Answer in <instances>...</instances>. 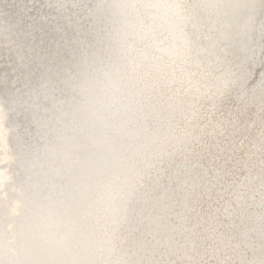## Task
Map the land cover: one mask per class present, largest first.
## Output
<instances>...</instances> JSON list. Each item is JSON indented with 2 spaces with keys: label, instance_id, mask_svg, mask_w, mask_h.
<instances>
[{
  "label": "bare ground",
  "instance_id": "1",
  "mask_svg": "<svg viewBox=\"0 0 264 264\" xmlns=\"http://www.w3.org/2000/svg\"><path fill=\"white\" fill-rule=\"evenodd\" d=\"M222 1L0 0V237L74 218L62 264H264V0L249 45Z\"/></svg>",
  "mask_w": 264,
  "mask_h": 264
},
{
  "label": "water",
  "instance_id": "2",
  "mask_svg": "<svg viewBox=\"0 0 264 264\" xmlns=\"http://www.w3.org/2000/svg\"><path fill=\"white\" fill-rule=\"evenodd\" d=\"M223 7L225 9L234 8L232 10V14L228 12H223L222 18L225 28V39L226 41H230L231 39L238 38V40L244 41L245 45H249L252 42L251 38V25L253 24L254 20L258 16L259 10L261 8V0H235V3L230 1L229 5H226L228 0H223ZM223 10V11H224ZM243 13L244 15L239 16L238 14ZM99 17V16H98ZM97 17V18H98ZM264 25V23H263ZM230 47V44H229ZM245 49V47H244ZM229 50V49H227ZM244 65V63H241V67ZM16 120H12L14 122ZM20 123L21 120L19 119ZM24 124L18 125L17 123L12 124L11 129H17L19 127H24ZM15 144H12L10 140H8V146L9 148H14ZM125 171V170H124ZM125 173V172H124ZM122 175V172H121ZM129 187L123 188L122 186H118V194L120 196L118 199L122 200V206L119 209V213L122 216V219L125 218V215L131 212L132 210V199H134L133 191L126 190ZM128 202V203H127ZM125 203V204H124ZM84 204H81V206ZM91 203H86V205L83 207V210L87 213L90 212ZM77 209H80L79 206L76 207ZM130 208V210H129ZM68 209V210H73ZM112 209V208H111ZM117 209L114 210L116 212ZM87 215H84L83 218H85ZM56 223L53 225L52 229L54 232H52L50 235L45 236V231L48 230L39 223V230L34 235L35 237L31 236L30 232L24 233H11L9 235V239L13 241V243L6 242V236L0 237V264H34L33 259H35L36 264H62V262H65L66 258H60L59 257V250L69 253L70 250L73 248L72 242L74 233L72 231L73 225L77 224L74 220V218H69L68 221L63 222V225L60 228H56V226L61 225L60 220H54ZM52 223V220L50 221V224ZM64 225H68L66 230H64ZM117 229H115L116 231ZM62 232V233H61ZM38 235L41 237L38 238ZM46 238L48 242H44L40 240ZM27 239L30 240L27 242ZM64 243H63V242ZM24 245V246H21ZM37 249V254L33 256V249ZM53 248V249H51ZM91 248V247H90ZM40 250L44 253H39ZM17 253L19 256V260L16 261H10L12 257ZM92 254V249L88 252V256ZM34 257V258H33ZM72 258V256L68 257L69 259ZM9 260V261H6Z\"/></svg>",
  "mask_w": 264,
  "mask_h": 264
},
{
  "label": "snow or ice",
  "instance_id": "3",
  "mask_svg": "<svg viewBox=\"0 0 264 264\" xmlns=\"http://www.w3.org/2000/svg\"><path fill=\"white\" fill-rule=\"evenodd\" d=\"M54 7H59V6H54ZM249 51L253 52V61H254L255 60L254 49L249 48ZM260 56H261V61H262L261 68H262V70H264V48L261 49ZM251 68H252V64L249 63L247 70L251 71ZM232 74L233 73H232L231 70L222 72V75H223V86H224L222 88V94H223L225 99H229L230 98L228 87L231 85V80L229 79V77L232 76ZM260 79H261V82L264 83V77H261ZM261 103H262V105H264V99H262Z\"/></svg>",
  "mask_w": 264,
  "mask_h": 264
}]
</instances>
